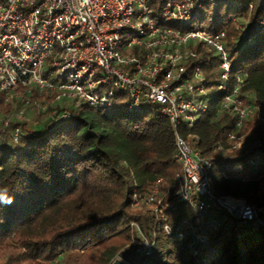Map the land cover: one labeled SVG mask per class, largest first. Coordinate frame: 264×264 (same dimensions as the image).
I'll return each mask as SVG.
<instances>
[{
    "label": "trees",
    "instance_id": "trees-1",
    "mask_svg": "<svg viewBox=\"0 0 264 264\" xmlns=\"http://www.w3.org/2000/svg\"><path fill=\"white\" fill-rule=\"evenodd\" d=\"M220 7L208 13L206 28L225 31L228 87L240 77L239 97L259 105L264 100V33L246 42L230 18H221ZM234 10L249 24L264 18V5ZM188 46L195 55L184 64L186 73L198 66L206 76L208 109L195 125H181L178 132L212 160L216 193L264 206V123L255 113L249 116L238 131L250 129L246 146L227 149L225 138L235 125L234 115L223 107V92L214 87L219 57L199 42ZM53 96L36 85L19 84L8 98L0 92V264H110L121 250L143 240L151 250L140 255L138 264H264V228L237 227L218 213L221 226L213 229L178 200L173 183L180 164L165 115L150 106L132 110L121 103L97 109L72 98L45 111L36 108L35 124L26 126L10 116L29 102ZM64 105L68 118L48 116ZM15 126L20 128L16 140ZM150 195L148 206L144 200Z\"/></svg>",
    "mask_w": 264,
    "mask_h": 264
},
{
    "label": "built area",
    "instance_id": "built-area-1",
    "mask_svg": "<svg viewBox=\"0 0 264 264\" xmlns=\"http://www.w3.org/2000/svg\"><path fill=\"white\" fill-rule=\"evenodd\" d=\"M224 3L251 10L264 5V0H0V92L8 98L19 84L54 92L50 100L38 104L41 111L47 103L72 98L106 110L119 103L132 110L150 106L165 115L173 129L180 164L173 183L178 200L213 229L221 226L218 213L237 227L264 228V206L216 193L210 177L212 160L198 153L190 136L178 132L181 125H195L208 109L206 76L198 66L186 73L184 64L195 55L188 46L191 42L207 46L219 57L221 72L214 87L223 92V107L234 115L235 125L225 138L227 149L246 146L250 129L238 131L249 116L255 113L264 123V100L253 105L240 98V77L228 87L230 58L224 29L212 31L201 25L210 6ZM243 18V25L235 17L230 21L246 42L264 33V18L250 24ZM69 115L65 106L48 112L55 119ZM19 131L15 126L14 140ZM216 149L221 150L222 144ZM151 201V195L144 200ZM137 247L140 255L151 250L146 240Z\"/></svg>",
    "mask_w": 264,
    "mask_h": 264
},
{
    "label": "rangeland",
    "instance_id": "rangeland-1",
    "mask_svg": "<svg viewBox=\"0 0 264 264\" xmlns=\"http://www.w3.org/2000/svg\"><path fill=\"white\" fill-rule=\"evenodd\" d=\"M228 6L229 5L227 3H224L218 9V13L221 16V18H223V17L224 18L225 17H227V18L235 17L236 18V23L240 24V25H243V22H244L243 13L236 12L234 10V6H229V9H228ZM214 9H215L214 7L210 6V9H209L210 10V12H209L210 15H212L214 13ZM210 19H211L210 17L204 19L202 21L201 25L208 26L210 24ZM192 25L197 26V27L199 26L196 22H194ZM234 45L237 46L236 42H235ZM186 95H190L191 96V94H186ZM193 97L195 98V100L199 99V95L196 92L193 93ZM46 101L47 100H45V101H43L41 103H44ZM61 102L64 103V104L66 103V101H61ZM27 104H28L27 106H24V108L18 109L14 114H12V113L10 114V116H16V117H18L21 120H25L26 121V126L29 123L35 124L34 116L36 114V108H38V104L39 103L35 104V103L29 102ZM47 104L49 105V103H47ZM7 115H9V113ZM7 115H6V117H7ZM20 116H22V117H20ZM6 119L7 118L3 119V122H5ZM146 205H148V204H146ZM138 248L139 247H135L133 249H123L118 254H116V256H119L124 261L128 262L129 264H138V260L140 258V252L138 251Z\"/></svg>",
    "mask_w": 264,
    "mask_h": 264
},
{
    "label": "water",
    "instance_id": "water-1",
    "mask_svg": "<svg viewBox=\"0 0 264 264\" xmlns=\"http://www.w3.org/2000/svg\"><path fill=\"white\" fill-rule=\"evenodd\" d=\"M110 264H129L128 262L124 261L122 258L119 256H114Z\"/></svg>",
    "mask_w": 264,
    "mask_h": 264
}]
</instances>
